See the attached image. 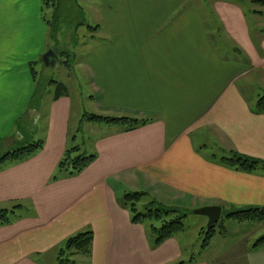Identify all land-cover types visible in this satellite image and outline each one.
I'll list each match as a JSON object with an SVG mask.
<instances>
[{"label":"crops","instance_id":"0c3cea01","mask_svg":"<svg viewBox=\"0 0 264 264\" xmlns=\"http://www.w3.org/2000/svg\"><path fill=\"white\" fill-rule=\"evenodd\" d=\"M89 1L94 25L82 64L91 100L102 115L149 121L133 130L105 127L86 152L96 154L91 164L54 179L67 148L80 144L70 130L66 85L56 83L46 104L44 92L40 106L32 102L49 33L43 0H0V149L16 147L27 130L42 143L30 157L0 167V209L24 206L0 226V264H56L61 245L85 231L93 242L90 255L75 257L79 264H222L228 247L212 259L187 258L179 233L155 245L149 227L132 221L117 186L183 208L221 206L222 215L264 208V167H230L197 138L264 161V112L257 107L264 96V3L256 0L262 7L247 13L240 0ZM20 3L28 18L2 14ZM226 224L264 228V220L226 217L220 234ZM249 244L238 240L235 249ZM251 247L264 252L258 240Z\"/></svg>","mask_w":264,"mask_h":264},{"label":"rangeland","instance_id":"374dc122","mask_svg":"<svg viewBox=\"0 0 264 264\" xmlns=\"http://www.w3.org/2000/svg\"><path fill=\"white\" fill-rule=\"evenodd\" d=\"M53 2L54 0H51L50 3ZM89 2V0H56V10L53 6H45V14L43 17L49 22V33L46 42V51L41 56L42 60L40 59L39 63L35 66L37 72L36 91L32 100L33 105L40 106L42 102L41 94L44 92L43 103L46 104L55 92L56 83L61 82L66 85L70 99L73 100L70 121L71 134L78 137L76 144H80L87 153L91 152V146L96 136L105 127L114 126L111 123L89 120L85 117L88 114L102 115L101 111L96 107V103L91 100L90 82L82 64L89 51V44L92 41L91 35L93 31L88 26L94 25L92 15L89 11L91 8ZM240 2L247 13H250L252 8L262 7L256 0H240ZM15 7L13 8L14 12L12 15L2 14L12 20L28 18L24 11L26 7H23L21 3ZM51 49H57L59 56L55 66H46L43 62V57ZM66 61L69 62V66ZM24 133L25 139L18 146L27 145L28 142H31L32 138L37 139V132L27 130ZM197 138L205 144L207 151L211 154H216L218 157L230 154L227 151L223 152L219 146L216 148V141L212 139H206L203 136H198ZM5 152L4 149H0V154ZM117 189L120 190L119 194H121L120 196L122 198H124L126 191L133 192L129 191L126 187L121 189L117 186ZM151 201L160 202L152 194L146 193L138 202L139 211H145L150 206ZM163 204L185 209L188 213L184 219L185 229L178 234L183 246H185V250L188 252L186 255L187 258L193 256L196 260L212 259L216 255L224 253L228 247L231 250L227 252L228 255L220 256V262L222 264H264V252L259 251V249L254 250L251 247L259 238L264 236V228H261L259 231H254L253 227L252 229L249 228L250 226L239 228L234 224H226L227 232L220 234L222 232L221 224L226 220L225 214L227 211L224 210L223 219L216 226L215 236L212 239L210 247L207 250H202L201 244L205 238V233H203V236L200 233L202 232V228L205 229L204 231L208 228L209 218L205 215L196 214L194 207H191V205L183 208L171 203ZM144 224L150 228L151 220H146ZM238 240H241L244 244L250 242L247 251H242L241 253L236 251L235 245L238 243ZM225 258L231 259L226 260Z\"/></svg>","mask_w":264,"mask_h":264},{"label":"trees","instance_id":"16d2710c","mask_svg":"<svg viewBox=\"0 0 264 264\" xmlns=\"http://www.w3.org/2000/svg\"><path fill=\"white\" fill-rule=\"evenodd\" d=\"M50 2L51 0H43V16L45 14V6H53L55 10L57 9L56 0H54L53 3ZM260 2L264 3V0H261ZM46 22L49 26V22L47 20ZM56 52L59 55L57 49ZM66 63L69 66V62L66 61ZM58 85L59 87L64 86L62 83H58ZM257 107L259 111L264 112V96L258 100ZM85 117L89 120L103 121L118 125L125 130H133L139 126L147 124L149 121L148 118H140L136 116H104L98 114H88L85 115ZM18 145L7 152L0 154V167L8 162L26 159L42 147L41 142L32 141L28 142L27 145L24 146ZM95 158L96 154H87L82 150L80 145L67 148L61 161L59 162L57 173L53 178L58 179L63 175L76 176L89 166ZM221 161L230 167L247 172H254L259 168L264 167V161L242 155L237 151H230L229 155L221 157ZM145 195L146 192H126L124 194V198L121 199V202L131 212L133 222L143 223L146 220H151L149 230L151 231V236L155 245L162 244L167 239L185 229L184 219L188 214L185 209L166 206L161 202L151 201L150 206H148L145 211H139L138 202ZM23 207V205H17L11 209H0V226L10 224L16 218L18 212L17 210H21ZM226 217H234L239 221H262L264 220V209L260 207L240 209L226 213L225 218ZM216 226L217 225L206 229L204 246L209 244L210 239L216 232ZM92 242V231H85L71 236L59 248L56 264H79L75 257L77 255H90ZM258 243H264V236L258 240Z\"/></svg>","mask_w":264,"mask_h":264},{"label":"water","instance_id":"95a60500","mask_svg":"<svg viewBox=\"0 0 264 264\" xmlns=\"http://www.w3.org/2000/svg\"><path fill=\"white\" fill-rule=\"evenodd\" d=\"M57 53L55 50H49L43 57V62L46 66H55L57 61ZM264 209V208H263ZM196 214L205 215L209 218L208 228L216 225L222 217L221 206L213 205L195 209Z\"/></svg>","mask_w":264,"mask_h":264}]
</instances>
